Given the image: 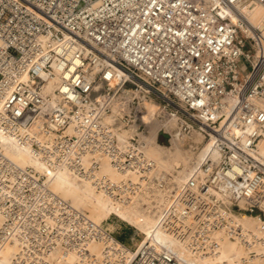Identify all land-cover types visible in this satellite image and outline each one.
Here are the masks:
<instances>
[{
    "label": "built area",
    "instance_id": "2783aa9c",
    "mask_svg": "<svg viewBox=\"0 0 264 264\" xmlns=\"http://www.w3.org/2000/svg\"><path fill=\"white\" fill-rule=\"evenodd\" d=\"M252 5L264 0H0V135L156 219L131 250L0 148L10 264H203L218 234L249 242L238 217L264 228V24ZM149 104L158 141L210 145L184 180L145 152ZM104 162L129 176L111 179Z\"/></svg>",
    "mask_w": 264,
    "mask_h": 264
},
{
    "label": "bare ground",
    "instance_id": "6f19581e",
    "mask_svg": "<svg viewBox=\"0 0 264 264\" xmlns=\"http://www.w3.org/2000/svg\"><path fill=\"white\" fill-rule=\"evenodd\" d=\"M247 14L255 24H264V7L252 5L248 9ZM151 107L154 106L149 104L148 108ZM152 115L153 113H149L145 118L148 124L145 152L164 170L181 168L178 170V178L180 181L184 180L194 166L201 162L205 155L211 154L210 145L203 144L196 153H193L190 150H185L182 146V142L171 141L170 145L159 143L157 140L159 125L156 120L153 119ZM195 140L199 142L200 137L195 136ZM0 148L15 164L22 167H33L36 171L45 176L50 189L61 198L68 201L73 207L78 209L84 207L90 211L92 216L94 214L98 215L93 216L95 217L94 219L90 215L89 217L103 228L107 229L104 223L110 218H115L135 227L143 235L148 234L155 226V215L150 208H144L139 203L123 206L93 188L92 184L87 180H80L84 183V187H80L77 184L79 183L77 181L79 179L69 171H50L43 162L34 157L28 150L17 147L1 135ZM103 171L113 180H119L129 176L128 174L122 175L117 173L107 165V162H104ZM237 222L247 231L249 242L244 244L233 236L218 234L216 236L219 243L218 251L214 255L204 257L202 259L203 264H244L245 259H247L245 257L247 250L251 249H255V251H257L256 253H258L257 259H255L257 262L254 263L252 261V264H264V257L259 255L264 253V228H262L261 221L256 216L252 217L251 215L244 214L237 218ZM143 239L144 236L140 238L138 243ZM93 249L97 251L99 246L95 245ZM15 252L16 246L8 243L5 244L0 248V264H10V260ZM252 260H254V258H252Z\"/></svg>",
    "mask_w": 264,
    "mask_h": 264
},
{
    "label": "rangeland",
    "instance_id": "374dc122",
    "mask_svg": "<svg viewBox=\"0 0 264 264\" xmlns=\"http://www.w3.org/2000/svg\"><path fill=\"white\" fill-rule=\"evenodd\" d=\"M155 107H151L148 108L149 113L152 114L154 112ZM161 144H165L163 142H160ZM183 148L185 150H188L187 146L184 145ZM181 168H179L180 170ZM77 180V179H76ZM79 183H77L80 187H84V183H82V181L77 180ZM79 208L80 210L85 211L88 215H90L93 219L95 217L93 216H98L96 214H94L92 216V214L90 213V211L86 208ZM88 210V211H87ZM89 212V213H88ZM252 216V215H251ZM252 217H255L254 215ZM104 226L107 228V230L110 231V233L113 235V237H115L118 241H120L122 244H124L126 247H128L129 249H134L136 247V245L138 244V241L140 240L141 237H143V234H141V232H139L135 227L128 225L127 223H123L115 218H110L109 220H107L104 223ZM252 252V254H256L254 258V260H252V258H249V261L251 263H256L257 261L255 259H257V251H255V249H251V250H247V254H246V258L249 255V253ZM253 261V262H252Z\"/></svg>",
    "mask_w": 264,
    "mask_h": 264
},
{
    "label": "water",
    "instance_id": "95a60500",
    "mask_svg": "<svg viewBox=\"0 0 264 264\" xmlns=\"http://www.w3.org/2000/svg\"><path fill=\"white\" fill-rule=\"evenodd\" d=\"M163 138H166L167 137V135L166 134H163V133H161L160 134Z\"/></svg>",
    "mask_w": 264,
    "mask_h": 264
}]
</instances>
